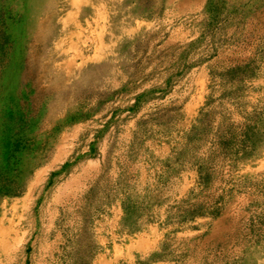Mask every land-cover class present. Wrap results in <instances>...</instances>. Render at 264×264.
Returning a JSON list of instances; mask_svg holds the SVG:
<instances>
[{"label":"rangeland","instance_id":"obj_1","mask_svg":"<svg viewBox=\"0 0 264 264\" xmlns=\"http://www.w3.org/2000/svg\"><path fill=\"white\" fill-rule=\"evenodd\" d=\"M0 10V27L11 25L17 38L0 54V102L29 84L33 107L47 106L45 148L32 162L40 167L23 195L0 203V264H94L104 253L96 222L113 198L122 150L111 148L100 176L66 190L49 188V169L38 171L60 146L65 155L95 148L143 90L130 111H145L136 160L150 155L146 142L187 127V103L199 105L157 194L132 188L131 169L124 179L123 226L153 225L155 243L113 264H264V0H0ZM248 124L262 134L258 155L223 154L219 136L242 139Z\"/></svg>","mask_w":264,"mask_h":264},{"label":"crops","instance_id":"obj_2","mask_svg":"<svg viewBox=\"0 0 264 264\" xmlns=\"http://www.w3.org/2000/svg\"><path fill=\"white\" fill-rule=\"evenodd\" d=\"M103 54L106 55V52H103ZM100 58L102 61L103 58ZM143 93L144 90L134 95L130 102V110L122 116L121 125L118 126V129L106 133L102 138H98L99 143L95 148L94 146L89 147V150L83 153L76 152L73 149V152L65 155L66 145L60 146L46 168H41L38 171V175L41 177L42 172L49 169L47 179L49 188L58 191L66 190L77 181H80L82 185L83 180L88 179L89 174L93 178L94 171L100 176L102 167L110 155L111 148L122 150L118 152L119 161L113 173L115 183L112 190L113 198L106 203L104 213L100 215L99 220L96 222L98 244L102 246L101 250L105 251L96 256L94 264H113L117 260L128 258L132 252H146L152 248L155 243L154 237L150 234L155 230L153 225H146V228L144 227L139 232H130L123 226L124 221L129 218L128 203L131 196V192L124 185V179L132 170L135 175L131 176L135 178L134 182L138 184L135 185L134 182L130 181L132 188L134 186L140 187L142 194H157L161 188L162 176L167 172V168L163 165L166 161L169 162L170 159H174L178 152L184 150L186 145L185 133H189L190 128L196 122V108L199 103L194 98L192 102L184 106L183 110L184 122L188 124L187 127L184 128L183 125V129L174 135L157 136L150 141L148 140L149 142H146V144L150 155L137 160L134 159V154L138 151L140 124L144 119L145 111L136 112L135 114H131L130 111L138 107L139 99ZM145 140H147L146 137L141 141ZM92 151H94L93 156H88ZM80 154L84 157L79 159ZM74 155L75 157H73ZM193 172L195 173L194 170ZM139 178L141 181H139ZM142 179H145L143 185H141Z\"/></svg>","mask_w":264,"mask_h":264},{"label":"trees","instance_id":"obj_3","mask_svg":"<svg viewBox=\"0 0 264 264\" xmlns=\"http://www.w3.org/2000/svg\"><path fill=\"white\" fill-rule=\"evenodd\" d=\"M2 18H4V14L0 10V19ZM23 19L22 17L21 30L24 27ZM6 26L0 27V54L3 56L7 54V47L12 43L13 48V44L17 42L11 25ZM13 50L10 53H13ZM12 61L13 57L10 64L4 67V74H10ZM250 67V65L234 67L227 74L247 72ZM33 93L34 90L29 84L23 86L20 94L15 89H9L4 100L0 102V203L3 198L23 195L32 174L40 167V164L32 166V162L39 158V154H42L45 148L39 131L42 128L41 118L44 116L47 106L43 103L38 109H35L31 102ZM72 119L76 118L70 115L68 122H71ZM61 130L62 127L59 125L54 129L56 133ZM261 135L259 131L255 130V127L248 124L242 139L231 133L229 139L219 136L217 145L221 152H224H222L223 154L231 156L234 160L247 161L258 155L256 152L262 141ZM191 136L193 135L190 133L189 137ZM206 170V167L201 166L199 170L201 176L205 174Z\"/></svg>","mask_w":264,"mask_h":264},{"label":"bare ground","instance_id":"obj_4","mask_svg":"<svg viewBox=\"0 0 264 264\" xmlns=\"http://www.w3.org/2000/svg\"><path fill=\"white\" fill-rule=\"evenodd\" d=\"M9 231V230H8ZM9 233V232H8ZM4 236V235H3ZM4 238V237H3ZM5 241H7V240H5ZM13 241V240H12ZM2 242V241H1ZM9 249V248H8ZM12 259V258H11Z\"/></svg>","mask_w":264,"mask_h":264}]
</instances>
